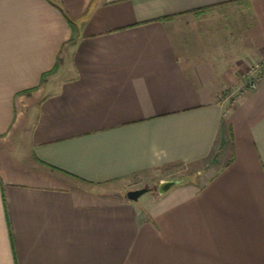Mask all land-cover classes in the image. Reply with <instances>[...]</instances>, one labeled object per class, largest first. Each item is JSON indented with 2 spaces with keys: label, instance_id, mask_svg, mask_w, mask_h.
Listing matches in <instances>:
<instances>
[{
  "label": "crops",
  "instance_id": "obj_1",
  "mask_svg": "<svg viewBox=\"0 0 264 264\" xmlns=\"http://www.w3.org/2000/svg\"><path fill=\"white\" fill-rule=\"evenodd\" d=\"M261 58L264 0H0V264H264Z\"/></svg>",
  "mask_w": 264,
  "mask_h": 264
},
{
  "label": "built area",
  "instance_id": "obj_2",
  "mask_svg": "<svg viewBox=\"0 0 264 264\" xmlns=\"http://www.w3.org/2000/svg\"><path fill=\"white\" fill-rule=\"evenodd\" d=\"M261 78H264V58L250 64L243 74L241 84L235 88L234 92L232 88H223L217 92V99L220 102H225L231 100L233 95L234 98L240 97L247 91L254 90Z\"/></svg>",
  "mask_w": 264,
  "mask_h": 264
},
{
  "label": "water",
  "instance_id": "obj_3",
  "mask_svg": "<svg viewBox=\"0 0 264 264\" xmlns=\"http://www.w3.org/2000/svg\"><path fill=\"white\" fill-rule=\"evenodd\" d=\"M181 180L179 179H168V180H161L157 186V191L158 193H163L166 190H168L170 187H172L173 185L179 183ZM149 188L142 186V187H137V188H133V189H129L126 191V197L129 200H137L139 198V196L141 194H143L144 192L148 191Z\"/></svg>",
  "mask_w": 264,
  "mask_h": 264
},
{
  "label": "trees",
  "instance_id": "obj_4",
  "mask_svg": "<svg viewBox=\"0 0 264 264\" xmlns=\"http://www.w3.org/2000/svg\"><path fill=\"white\" fill-rule=\"evenodd\" d=\"M56 67H57V64H55L51 70H49V71H47L46 73H44L43 76H42V78H41V82H42V80L44 79V76H45L46 74L51 73L52 71H54V69H55ZM163 193H164V192H163Z\"/></svg>",
  "mask_w": 264,
  "mask_h": 264
}]
</instances>
